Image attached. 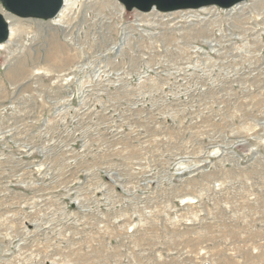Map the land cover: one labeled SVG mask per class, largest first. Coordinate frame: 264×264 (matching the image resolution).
Listing matches in <instances>:
<instances>
[{"label": "rangeland", "instance_id": "374dc122", "mask_svg": "<svg viewBox=\"0 0 264 264\" xmlns=\"http://www.w3.org/2000/svg\"><path fill=\"white\" fill-rule=\"evenodd\" d=\"M0 13V264H264V0Z\"/></svg>", "mask_w": 264, "mask_h": 264}, {"label": "water", "instance_id": "95a60500", "mask_svg": "<svg viewBox=\"0 0 264 264\" xmlns=\"http://www.w3.org/2000/svg\"><path fill=\"white\" fill-rule=\"evenodd\" d=\"M5 7L24 17L53 18L63 6L62 0H0ZM127 8L150 11L157 7L161 11L200 8L208 5L231 7L245 0H120ZM10 26L4 15L0 13V43L9 39Z\"/></svg>", "mask_w": 264, "mask_h": 264}, {"label": "bare ground", "instance_id": "6f19581e", "mask_svg": "<svg viewBox=\"0 0 264 264\" xmlns=\"http://www.w3.org/2000/svg\"><path fill=\"white\" fill-rule=\"evenodd\" d=\"M65 1H67V0H62V2H63V4H65ZM61 13V12H60ZM9 18H11V16H8ZM11 33H12V29L10 28V35H11ZM9 38H10V36H9ZM9 40V39H8ZM7 42V41H6ZM6 42H4V43H6ZM4 43H1L0 44V48H5V46L7 45V44H4ZM8 44H9V42H8Z\"/></svg>", "mask_w": 264, "mask_h": 264}]
</instances>
